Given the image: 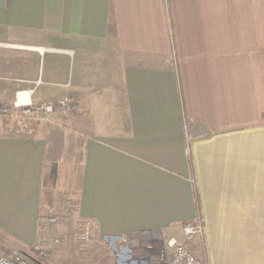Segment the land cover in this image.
I'll use <instances>...</instances> for the list:
<instances>
[{
    "label": "crops",
    "instance_id": "obj_1",
    "mask_svg": "<svg viewBox=\"0 0 264 264\" xmlns=\"http://www.w3.org/2000/svg\"><path fill=\"white\" fill-rule=\"evenodd\" d=\"M19 92L77 115V214L114 264H164L187 223L208 264H264V0H0V105ZM38 127L0 119V232L29 246Z\"/></svg>",
    "mask_w": 264,
    "mask_h": 264
},
{
    "label": "rangeland",
    "instance_id": "obj_2",
    "mask_svg": "<svg viewBox=\"0 0 264 264\" xmlns=\"http://www.w3.org/2000/svg\"><path fill=\"white\" fill-rule=\"evenodd\" d=\"M7 112L0 111V119L8 125L6 134H17L30 124H39L41 135L49 139V155L43 187V206L47 194L52 195L49 205L41 210L40 231L37 242L32 246L20 243L13 237L0 232V255L11 258L17 254L31 257L45 264H114V255L101 243L94 232L93 223L80 219L77 211L79 206L76 185L77 173L82 162L83 147L81 139L84 135L76 131L74 126L78 117L73 111H58L48 117V120L24 119L19 115L14 105ZM55 114V115H54ZM37 134V132H35ZM59 167V169H58ZM59 172L57 177L50 179L52 169ZM74 176V182H71ZM60 240L54 244V240ZM39 247L48 258L43 259L35 250ZM190 251V250H189Z\"/></svg>",
    "mask_w": 264,
    "mask_h": 264
},
{
    "label": "built area",
    "instance_id": "obj_3",
    "mask_svg": "<svg viewBox=\"0 0 264 264\" xmlns=\"http://www.w3.org/2000/svg\"><path fill=\"white\" fill-rule=\"evenodd\" d=\"M67 105V101H60L57 103H41V104H32L29 102L26 92H19L17 94V101L14 105L15 109L22 110L17 111L21 117L24 119H38L48 120L51 114L55 112L58 107H64ZM3 113L7 112L6 107L0 109ZM39 226V231H40ZM183 238H171L167 240L166 246L170 252L168 261L164 264H208L206 260L196 257L192 252L187 248V243L192 241L194 238L198 237L203 239L204 230L200 223L193 224L187 223L183 225ZM60 240H54V244H59ZM37 250L43 259L48 258V255L45 254L39 247ZM0 264H45L40 261H35L31 257L23 254H17L11 258H6L0 255Z\"/></svg>",
    "mask_w": 264,
    "mask_h": 264
},
{
    "label": "trees",
    "instance_id": "obj_4",
    "mask_svg": "<svg viewBox=\"0 0 264 264\" xmlns=\"http://www.w3.org/2000/svg\"><path fill=\"white\" fill-rule=\"evenodd\" d=\"M57 174H58V171L56 170V168L52 169V171L50 173V175H51L50 176V179H52L55 176L57 177ZM44 184H45V181L43 182V186H45ZM51 197H52V195L47 194V196H46V202H50Z\"/></svg>",
    "mask_w": 264,
    "mask_h": 264
}]
</instances>
